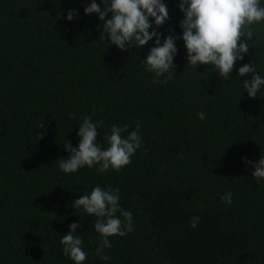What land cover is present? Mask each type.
I'll return each mask as SVG.
<instances>
[{"label":"trees","instance_id":"16d2710c","mask_svg":"<svg viewBox=\"0 0 264 264\" xmlns=\"http://www.w3.org/2000/svg\"><path fill=\"white\" fill-rule=\"evenodd\" d=\"M91 2L0 0V264H75L60 243L74 223L83 264H264V180L245 163L264 155V98L247 95L251 74L238 78L244 64L264 75V23L253 26L250 51L228 81L210 65L188 66L181 38L176 73L157 84L143 61L155 38L127 51L99 39L104 23L85 15ZM163 2L169 20H150L149 30L163 34L161 43L182 37L184 19L180 0ZM69 10L78 13L72 21ZM86 116L102 121L105 149L113 124L128 126L125 137L139 125L143 143L129 165L103 174L98 165L60 170ZM96 186L119 189L135 229L109 238L106 261L96 252L97 218L73 207ZM229 191L231 205L221 200Z\"/></svg>","mask_w":264,"mask_h":264},{"label":"clouds","instance_id":"9594fccd","mask_svg":"<svg viewBox=\"0 0 264 264\" xmlns=\"http://www.w3.org/2000/svg\"><path fill=\"white\" fill-rule=\"evenodd\" d=\"M102 3L105 5L103 11L96 0H92L85 8V15L97 14L99 20L104 23L103 34L99 39L107 38L121 51H127V46H138L140 49L155 38V46L143 61L145 71L154 73L153 82L157 84L161 82V77H165L164 83L173 78L174 58L178 51L176 40L181 38L187 49L188 66L196 69L200 65H210L212 70L228 81L232 78L236 62L242 61L250 51L249 42L255 35L253 26L264 23V6L260 5V0H180V11L184 14L180 24L183 35H169L161 43L163 34L149 30L153 27L150 20H154L156 27L163 26L169 20V11L163 0H102ZM109 13L111 19H106ZM76 15L78 13L69 10L68 21H72ZM238 71V78L252 75L250 80L243 81L247 95L255 99L259 93L261 98H264V92L260 91L264 88V75L257 72L256 65L244 64ZM197 115L199 119H205L203 111ZM101 124L102 121L94 123L91 116L83 118L79 125L78 148H73L69 141L64 148L71 155L57 162L61 171L71 174L85 166L93 168L98 165L97 171L103 174L110 168L119 172L131 163V157L143 143L139 135V125L125 137L123 133L127 132L128 126L122 128L113 124L110 134L104 137L108 144L105 149L98 142V128ZM40 127H43V123ZM245 163L252 164L255 169L252 177L257 182L264 180V155L258 162H250L245 158ZM221 200L231 205L232 193L226 192ZM73 207L83 209L88 216L97 218L93 225L100 237L96 252L105 261L109 256L102 253L112 247L109 238L124 237L135 230L132 213L120 206L119 189L105 190L96 186L90 194L75 200ZM120 217H123V220ZM198 223L199 217H193L190 227L195 229ZM80 227L77 223L70 225V232L62 235L60 240L64 246V255L75 261V264H83L87 259V253L82 247L83 240L77 235V229Z\"/></svg>","mask_w":264,"mask_h":264}]
</instances>
